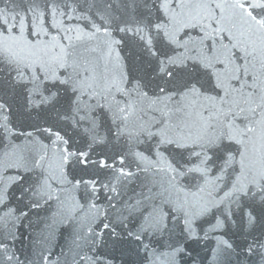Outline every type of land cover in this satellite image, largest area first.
<instances>
[{
  "label": "snow or ice",
  "instance_id": "snow-or-ice-1",
  "mask_svg": "<svg viewBox=\"0 0 264 264\" xmlns=\"http://www.w3.org/2000/svg\"><path fill=\"white\" fill-rule=\"evenodd\" d=\"M0 264H264V0H0Z\"/></svg>",
  "mask_w": 264,
  "mask_h": 264
},
{
  "label": "water",
  "instance_id": "water-1",
  "mask_svg": "<svg viewBox=\"0 0 264 264\" xmlns=\"http://www.w3.org/2000/svg\"><path fill=\"white\" fill-rule=\"evenodd\" d=\"M41 215H43V213H41ZM62 242V241H61ZM25 243H26V241H25ZM194 247H196L195 245H194ZM199 250V249H198Z\"/></svg>",
  "mask_w": 264,
  "mask_h": 264
}]
</instances>
